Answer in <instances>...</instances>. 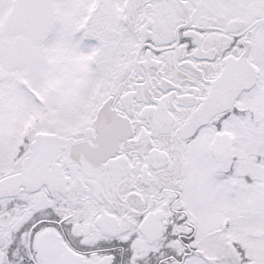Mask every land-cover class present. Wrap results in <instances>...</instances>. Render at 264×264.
Wrapping results in <instances>:
<instances>
[{"label":"snow or ice","instance_id":"6c2138e0","mask_svg":"<svg viewBox=\"0 0 264 264\" xmlns=\"http://www.w3.org/2000/svg\"><path fill=\"white\" fill-rule=\"evenodd\" d=\"M0 264H264V0H0Z\"/></svg>","mask_w":264,"mask_h":264}]
</instances>
